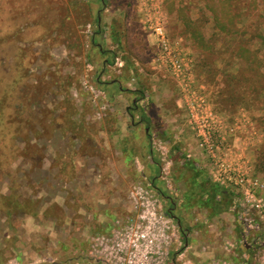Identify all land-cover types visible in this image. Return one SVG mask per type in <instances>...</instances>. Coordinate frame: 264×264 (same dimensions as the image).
<instances>
[{
    "label": "rangeland",
    "instance_id": "1",
    "mask_svg": "<svg viewBox=\"0 0 264 264\" xmlns=\"http://www.w3.org/2000/svg\"><path fill=\"white\" fill-rule=\"evenodd\" d=\"M191 109L264 184V0H0V264H86L142 213L167 264H261L264 189Z\"/></svg>",
    "mask_w": 264,
    "mask_h": 264
},
{
    "label": "built area",
    "instance_id": "2",
    "mask_svg": "<svg viewBox=\"0 0 264 264\" xmlns=\"http://www.w3.org/2000/svg\"><path fill=\"white\" fill-rule=\"evenodd\" d=\"M157 31L165 44L163 29L158 27ZM174 65L180 67L182 64L176 60ZM191 110L192 116L199 119L196 125L199 145L211 155L220 170L216 175L217 180L224 184L232 183L243 189L247 195L256 199L255 206L260 208L263 199L257 198L256 193L264 189V184L244 173L240 167H229L223 157L215 155L219 150L220 142L216 139L218 131L215 129L213 113H204L199 118L193 112L195 109ZM161 223L164 227V222ZM168 242L169 235L166 232L162 229L153 230L146 214H138L137 222L120 225L108 234L91 235L89 254L94 260L86 264H167L165 260L169 253ZM261 264H264V260Z\"/></svg>",
    "mask_w": 264,
    "mask_h": 264
}]
</instances>
